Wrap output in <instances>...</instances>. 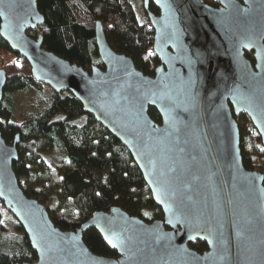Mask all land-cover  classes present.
Listing matches in <instances>:
<instances>
[{
    "label": "water",
    "instance_id": "obj_1",
    "mask_svg": "<svg viewBox=\"0 0 264 264\" xmlns=\"http://www.w3.org/2000/svg\"><path fill=\"white\" fill-rule=\"evenodd\" d=\"M142 2L160 62L153 76L110 48L100 22L101 68L71 64L45 49L41 35L27 34L44 21L37 0H0V37L10 51L35 81L69 92L126 148L163 214L147 222L113 207L61 230L19 186L18 135L8 145L0 134V201L37 257L20 264H264V173L244 168L235 120L247 116L264 148V0H213L219 8L203 0ZM6 82L1 69L0 103ZM88 229L116 256L92 253L83 242ZM198 241L203 253L189 247Z\"/></svg>",
    "mask_w": 264,
    "mask_h": 264
},
{
    "label": "trees",
    "instance_id": "obj_2",
    "mask_svg": "<svg viewBox=\"0 0 264 264\" xmlns=\"http://www.w3.org/2000/svg\"><path fill=\"white\" fill-rule=\"evenodd\" d=\"M203 1L215 5L212 0ZM136 8L135 0H37L44 21L27 34L41 35L45 49L89 71L92 66L101 68L94 38L95 24L100 22L110 48L129 57L144 75L153 76L160 64L152 50L153 30L144 9L146 20L141 22ZM149 10L158 13L152 2ZM7 56L12 58L6 60ZM245 57L254 63L251 54ZM1 68L7 82L0 103V134L8 145L18 135L13 171L19 186L27 197L46 207L56 227L75 230L93 213L113 207L147 222L163 218L126 148L84 113L69 92L55 93L35 81L27 61L12 53L0 37ZM44 87L50 90V98L30 104L14 122L13 94L30 88L42 92ZM148 114L154 122H161L153 108ZM58 115H64L65 121L54 122ZM235 120L244 168L264 173V148L256 130L244 114ZM51 151L62 158L47 160ZM83 242L96 255L116 256L95 229L83 234ZM189 247L198 253L207 249L199 241ZM36 259L23 229L0 201V264Z\"/></svg>",
    "mask_w": 264,
    "mask_h": 264
},
{
    "label": "rangeland",
    "instance_id": "obj_3",
    "mask_svg": "<svg viewBox=\"0 0 264 264\" xmlns=\"http://www.w3.org/2000/svg\"><path fill=\"white\" fill-rule=\"evenodd\" d=\"M137 15L141 22L146 20V14L144 13L142 0H135ZM11 56H7L6 60L11 59ZM2 69V68H1ZM46 86V85H45ZM48 87V86H47ZM49 88V87H48ZM50 89V88H49ZM46 87L43 88L42 92H38L35 89L30 88L26 92H18L13 94V105H14V118L13 121L17 122L21 115L27 110L30 104H37L44 100L50 98L51 92ZM62 158L61 154L56 151H51L49 156L46 157L47 160H60Z\"/></svg>",
    "mask_w": 264,
    "mask_h": 264
},
{
    "label": "flooded vegetation",
    "instance_id": "obj_4",
    "mask_svg": "<svg viewBox=\"0 0 264 264\" xmlns=\"http://www.w3.org/2000/svg\"><path fill=\"white\" fill-rule=\"evenodd\" d=\"M213 1V0H212ZM215 5H210L212 7H216V8H219V4L217 2H213ZM209 5V4H208ZM158 15V13L156 14ZM252 55V53H250Z\"/></svg>",
    "mask_w": 264,
    "mask_h": 264
},
{
    "label": "snow or ice",
    "instance_id": "obj_5",
    "mask_svg": "<svg viewBox=\"0 0 264 264\" xmlns=\"http://www.w3.org/2000/svg\"><path fill=\"white\" fill-rule=\"evenodd\" d=\"M262 151H264V149H262Z\"/></svg>",
    "mask_w": 264,
    "mask_h": 264
}]
</instances>
